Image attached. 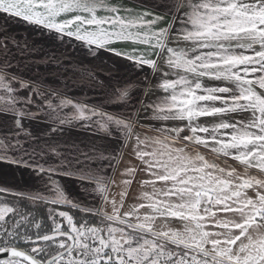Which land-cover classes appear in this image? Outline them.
<instances>
[{"label":"snow or ice","instance_id":"1","mask_svg":"<svg viewBox=\"0 0 264 264\" xmlns=\"http://www.w3.org/2000/svg\"><path fill=\"white\" fill-rule=\"evenodd\" d=\"M0 19V264H264V0H0ZM23 25L138 87L34 59Z\"/></svg>","mask_w":264,"mask_h":264},{"label":"crops","instance_id":"2","mask_svg":"<svg viewBox=\"0 0 264 264\" xmlns=\"http://www.w3.org/2000/svg\"><path fill=\"white\" fill-rule=\"evenodd\" d=\"M113 2L128 4L129 0H113ZM3 20L0 19V25H3ZM15 24V22H12ZM14 33L18 34V38L23 40H27L29 44H35V49L37 51V55L34 59H41L45 56H51L53 54L60 56L62 54H67L71 57L72 60L77 61L78 63L75 65L77 71L81 74H86L85 69L92 70L95 72H100L99 79L103 80L109 74L114 77V81L116 79L119 80H132V88L135 89L138 85L135 81L143 76V73H136L128 68L127 62L115 57L111 53L106 51H101L97 58H92L90 53L84 52L81 48L76 45L69 46H53L49 44L47 40H45L41 33L37 30L30 28L27 25L23 26H15ZM115 47L130 51L133 47H137V45H133L131 43L118 42L114 45ZM53 47H55V51L53 52ZM75 47V51L72 49ZM43 49V51H41ZM82 62V63H81ZM44 71L43 68L40 69ZM158 81V80H157ZM75 83V87L70 89L71 95L77 96L80 99L88 100L89 102H96L95 98L99 95L98 91L89 90L88 88L83 89V94H81V79L79 77L73 78L70 80V83ZM153 82V81H152ZM142 95V93H141ZM79 139L85 142L95 141L97 144L102 143L98 136H90L88 133L81 130L79 134ZM62 184L65 185V188L71 192L77 191L75 184L71 181H61Z\"/></svg>","mask_w":264,"mask_h":264},{"label":"rangeland","instance_id":"3","mask_svg":"<svg viewBox=\"0 0 264 264\" xmlns=\"http://www.w3.org/2000/svg\"><path fill=\"white\" fill-rule=\"evenodd\" d=\"M153 83H158V81L156 79H153ZM229 163L232 164L233 166H237L238 165V162H234V161H231L229 160ZM239 170L242 171V166L239 167ZM143 179H148V177L146 175H144L143 173H141L137 178H136V181H134L132 187H131V194L133 197L135 196H138L142 191H145L147 189L143 188L139 181L140 180H143ZM134 201L132 199H129L127 201L128 204H132ZM171 227L173 228H177V229H182L183 225L179 222H173L171 224Z\"/></svg>","mask_w":264,"mask_h":264},{"label":"trees","instance_id":"4","mask_svg":"<svg viewBox=\"0 0 264 264\" xmlns=\"http://www.w3.org/2000/svg\"><path fill=\"white\" fill-rule=\"evenodd\" d=\"M61 210H69V209H67V208H62ZM71 213L74 215V216H76V217H79V213L78 212H76V210H71Z\"/></svg>","mask_w":264,"mask_h":264}]
</instances>
